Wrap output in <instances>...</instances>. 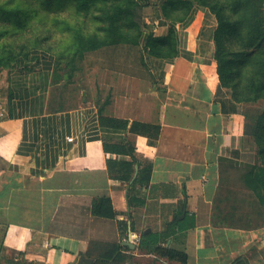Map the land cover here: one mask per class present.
Returning a JSON list of instances; mask_svg holds the SVG:
<instances>
[{
  "label": "crops",
  "instance_id": "1",
  "mask_svg": "<svg viewBox=\"0 0 264 264\" xmlns=\"http://www.w3.org/2000/svg\"><path fill=\"white\" fill-rule=\"evenodd\" d=\"M198 22L177 26L174 60L121 45L75 70L41 49L1 68L0 259L94 262L129 241L126 264H178L135 241L177 217L194 227H172L164 246L186 264H264V207L243 179L258 163L254 138L242 106L219 95L215 28L201 34ZM104 198L113 213L99 215Z\"/></svg>",
  "mask_w": 264,
  "mask_h": 264
},
{
  "label": "trees",
  "instance_id": "2",
  "mask_svg": "<svg viewBox=\"0 0 264 264\" xmlns=\"http://www.w3.org/2000/svg\"><path fill=\"white\" fill-rule=\"evenodd\" d=\"M144 1L73 0L78 13H94L93 17L98 27L92 35H86L82 32L81 27H73L67 22H62L68 32H73L76 45L73 62H69V68H67L75 70L80 66L77 65L79 61L76 62V57L83 61L88 53L121 45L143 46L147 55L152 58L174 60L178 56L177 26L184 28L190 26L198 11L208 9L214 15L217 23L213 32V42L220 89L231 90V98L238 105L243 101L258 102L264 100V14L262 12L264 0H254L256 3L252 12L253 15L252 9L248 8V4H250L248 0H164L160 6L159 24L167 27L164 33L160 35H156L150 26L144 25L143 27L138 21L137 8ZM225 1H232L236 7H240L242 14L251 13L252 15L253 32L248 45L243 48L233 49L234 47L231 46L240 33L241 26L227 12ZM180 12H183V15L176 16ZM251 48L253 49L251 50ZM38 50L40 49L31 50L28 54ZM28 54H18L13 63ZM142 61L145 63L144 57ZM71 64L74 65L71 66ZM57 67L64 69L61 68L58 58ZM240 93L249 97L248 100L239 98ZM263 116L264 114L259 118L258 125L253 132L257 145L258 163L243 176L246 187L254 193L262 207H264V122L261 120ZM121 125L125 128L128 126L127 122H123ZM132 128L145 135L153 129L140 123H134ZM154 130H156L155 132L159 131L157 127ZM248 133H250V128ZM131 152L133 153L132 150ZM131 155L136 161L135 155ZM125 165L130 169L133 167V163ZM145 181H150L149 177ZM138 182L141 180L135 181L133 187ZM185 204L186 200L183 202V208L186 206ZM97 207L99 215L101 213L105 215V212L106 214L107 212L113 213L111 201L107 198L101 199ZM168 226V230L162 234H142L139 249L142 252L153 253L178 264H186L187 254L184 251L166 247L164 244L175 233L171 232L172 227L178 226V231L183 232L194 227V223L185 225L176 217ZM124 249L128 248L116 244L111 251L97 258L93 264H126L129 257L123 253ZM235 264L247 263L239 259L235 261Z\"/></svg>",
  "mask_w": 264,
  "mask_h": 264
},
{
  "label": "rangeland",
  "instance_id": "3",
  "mask_svg": "<svg viewBox=\"0 0 264 264\" xmlns=\"http://www.w3.org/2000/svg\"><path fill=\"white\" fill-rule=\"evenodd\" d=\"M73 0H0V71L5 66H10L18 54H28L31 50L41 49L54 54L60 61L61 68H69V62H73L75 56V37L73 32H68L62 22H67L73 27H81L86 35H92L98 24L95 22L94 13H78ZM164 0H145L137 8L138 21L141 25L150 26L156 33L160 26V6ZM227 12L232 19L241 26L240 33L236 36L233 49L243 48L248 45L253 32L252 15L256 1L248 0V8L252 9L250 14H242L240 7H236L232 1H225ZM264 14V2L262 6ZM183 12L176 16H182ZM199 16L204 18V28L201 34L208 33L216 27V19L208 9L198 11L194 21L198 25ZM264 26V25H263ZM193 33V28L191 32ZM156 34H160V31ZM253 48H251L252 50ZM74 55V56H73ZM77 65L85 66L88 63L100 64L101 54L88 53L83 61L76 57ZM74 64H71L73 66ZM89 66V65H88ZM231 93V90H227ZM220 96L225 91H219ZM239 98L248 100L243 93ZM243 112L246 114L248 127L253 136L254 128L258 125L259 118L264 114V100L258 102H241ZM264 122V116L262 117ZM256 130V129H255ZM254 138V136H253ZM255 151L257 145L254 139ZM258 158V157H257ZM131 257H129V261ZM0 264H26L20 261L3 258Z\"/></svg>",
  "mask_w": 264,
  "mask_h": 264
},
{
  "label": "water",
  "instance_id": "4",
  "mask_svg": "<svg viewBox=\"0 0 264 264\" xmlns=\"http://www.w3.org/2000/svg\"><path fill=\"white\" fill-rule=\"evenodd\" d=\"M149 232H150V230H146L144 233L147 234ZM122 244L124 246L132 248V249L136 248V245L133 244L132 242H129V241L123 242ZM77 264H93V260L83 256V257H81L80 261Z\"/></svg>",
  "mask_w": 264,
  "mask_h": 264
},
{
  "label": "built area",
  "instance_id": "5",
  "mask_svg": "<svg viewBox=\"0 0 264 264\" xmlns=\"http://www.w3.org/2000/svg\"><path fill=\"white\" fill-rule=\"evenodd\" d=\"M68 141H69V142H72L73 139L69 138ZM139 240H140V237L135 236V241H136V243H139Z\"/></svg>",
  "mask_w": 264,
  "mask_h": 264
}]
</instances>
